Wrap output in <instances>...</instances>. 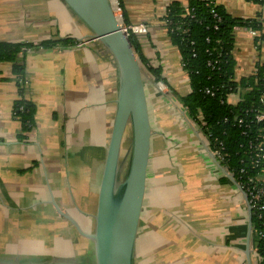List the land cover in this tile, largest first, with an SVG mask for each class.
Segmentation results:
<instances>
[{"label": "crops", "instance_id": "obj_1", "mask_svg": "<svg viewBox=\"0 0 264 264\" xmlns=\"http://www.w3.org/2000/svg\"><path fill=\"white\" fill-rule=\"evenodd\" d=\"M172 1L187 3L119 0L127 23L147 27L146 34L134 37L140 53L149 65L161 68V77L171 89L184 95L190 91L188 76L161 21ZM216 4L233 17L256 20L261 26L258 31L234 28L233 74L239 81L252 75L258 64L264 65V42L258 39L264 35V3L216 0ZM87 33L61 0H0V41L34 46L19 53L16 61L23 69V98L34 107L28 131L22 130L14 113L20 99L14 64L0 62V238L5 215L12 216V222L17 216L18 227L28 229L32 243L28 245L33 246L1 248V262L66 261L82 257L78 251L92 255L90 241L80 237L55 208L74 218L84 231H92L115 112L117 75L107 50L95 40H82ZM64 38L83 44L38 46ZM148 76L152 135L134 264H246L248 220L242 194L228 179L222 180L224 174L208 153L212 151L205 138L174 94L160 92L154 76ZM239 100L240 92L227 96L231 105ZM63 136L72 156L71 163L70 158L66 161V178ZM80 167L86 176L80 174ZM46 223L66 232L62 244L43 240L41 233L39 240V230L49 226ZM70 234L77 237L67 238ZM249 247L254 264L251 239Z\"/></svg>", "mask_w": 264, "mask_h": 264}, {"label": "trees", "instance_id": "obj_2", "mask_svg": "<svg viewBox=\"0 0 264 264\" xmlns=\"http://www.w3.org/2000/svg\"><path fill=\"white\" fill-rule=\"evenodd\" d=\"M264 3V0H248ZM122 20L127 23L122 12ZM184 7L179 1L168 4L163 18L170 22L167 31L170 43L180 54L181 67L188 76L190 91L181 95L166 84L161 77V68L152 67L140 53L134 35L128 36L139 63L146 67L154 81L162 82L184 110L186 117L199 128L211 151L217 150L220 157L216 161L230 173L245 192L259 182L264 170V159L252 164L254 147H264V121L256 122L254 116L264 111L261 97L264 96V65L258 64L254 73L239 81L234 79L235 61L232 55L234 28L246 27L258 31L260 24L252 19H240L228 14L215 1L187 0ZM186 11H189L186 14ZM264 36V35H260ZM260 40V37L258 38ZM73 38L45 40L41 47L75 46ZM34 47L28 43H9L0 41V62H13L14 80L20 99L14 106L23 131L33 125L34 107L23 98V69L16 63L23 48ZM209 63V64H208ZM209 89L213 95L203 90ZM240 92V100L231 105L227 96ZM226 181V176L222 175ZM249 199V197H248ZM251 245L254 264H264V209H251Z\"/></svg>", "mask_w": 264, "mask_h": 264}, {"label": "water", "instance_id": "obj_3", "mask_svg": "<svg viewBox=\"0 0 264 264\" xmlns=\"http://www.w3.org/2000/svg\"><path fill=\"white\" fill-rule=\"evenodd\" d=\"M61 1L87 29L82 40H95L110 54L116 67L117 84L115 112L92 215V231H84L74 218L55 208L80 237L90 241L93 264H134L152 135L143 73L111 0ZM127 132L128 161L121 174V147ZM208 153L215 160L213 153ZM219 168L245 200L248 221L244 254L246 264H252L249 247L251 209L247 195L230 173Z\"/></svg>", "mask_w": 264, "mask_h": 264}, {"label": "rangeland", "instance_id": "obj_4", "mask_svg": "<svg viewBox=\"0 0 264 264\" xmlns=\"http://www.w3.org/2000/svg\"><path fill=\"white\" fill-rule=\"evenodd\" d=\"M262 45H264V44H262ZM164 51L166 52L168 50L164 49ZM142 70H144V73L147 76V77L145 76V79H144L145 91H149L151 89V87H150L151 86V81H149L150 78L148 76L149 74H147L145 69H142ZM156 87L159 89L160 92L165 93V94H170L168 89L164 85L156 84ZM63 138H64V136L62 137L63 143H62V146H61L62 147L61 156L63 157L62 170H63V174H64V176L66 178L67 171H68V165H67L66 161L70 158L69 162L71 163L72 156H71V150H70L69 147L66 148V146H65L66 143H65ZM128 148H129V136H128V132H127V134L124 137V140H123V143H122V147H121V155H120L121 163H122L121 164V174L124 173V171L126 169V166H127L128 152H129ZM85 160H86V158H85ZM80 174L82 176L87 174L86 172L82 171V167H80ZM76 200L79 203L78 199H76ZM13 219H14V222H12V216L9 217L8 215H5V219H3L4 223L1 225L2 226L1 232H2V234H4V236L2 238H0V249L1 248H3V249H5V248H15L17 246L19 248H21V249L22 248H28V247H32V249H33V246H29L28 245V244L31 243L30 242V238L31 237H30V235L28 233V229H25V228L21 227V225L18 227L19 223L16 222L18 220L17 216H15ZM46 221H48V220L45 219V222ZM11 223H13L14 226ZM46 224H49V226L45 225V227L42 230H39V240L41 241V237H40V233H41L43 235V240H46L47 242L50 241L51 244H54V245L62 244V241L64 240L66 232L62 231L60 229V227L58 225H56V224H52V223H46ZM29 232L32 234V230H29ZM69 237H75L76 238L77 236H75L74 234H70L69 236H67V238H69ZM7 238H12V239H10V240L8 239L7 240ZM71 242H73V240ZM73 244H75V243H73ZM30 245H32V243ZM86 253L89 256V251L83 252V255H85ZM78 254H79V256H83V255H80V251H78ZM90 257L92 258V255ZM81 258L82 257H80V258L77 257V258L66 260V261L65 260H61V261L60 260H56V261L57 262H61L60 264H64V263L79 264L78 261H80ZM23 259L21 260L22 262L16 261V263L20 264V263L26 262V259H24V260ZM31 259L32 258H29L28 262ZM1 261H0V264H11V262L6 263L5 261L4 262H1ZM32 261H36V259H32ZM136 264H140L139 261Z\"/></svg>", "mask_w": 264, "mask_h": 264}, {"label": "built area", "instance_id": "obj_5", "mask_svg": "<svg viewBox=\"0 0 264 264\" xmlns=\"http://www.w3.org/2000/svg\"><path fill=\"white\" fill-rule=\"evenodd\" d=\"M207 1H211V2L215 1V3H216V0H207ZM111 3H112V6L114 8V13L119 19L120 27L127 36H130V35L140 36V35H144L147 33V27L145 24H142V23H139V24L124 23V21L122 20V13H121V9H120L119 4H118V0H111ZM181 5L184 7L187 6V4H185V5L181 4ZM166 10H167V7H166L165 12L162 16L161 21H162V25H163L164 29L167 32L168 30L169 31H171V30L169 29L170 22L168 20H165V18H163L164 15L166 14ZM188 13H189V11H186V14H188ZM254 34L257 35V33H255V32H254ZM258 37H260L261 42H264V36H258ZM82 44H83V41L78 42L75 46H80ZM26 49L27 48H23L22 50L24 51ZM140 67H141V71H142L143 75H145L144 70H142V69H145V71L147 72L146 67L142 66L141 64H140ZM147 74H149V73L147 72ZM22 84L24 86V84H25L24 80H22ZM156 84L164 85L162 82H157ZM23 91L25 92V90H23ZM168 91H170V90L168 89ZM203 91L206 94H209L211 96L213 95V93L207 88ZM261 102L264 105V96L261 97ZM254 120L256 122L264 121V111L257 113L254 116ZM254 150H255L254 157L256 158V160H254L252 162V164L257 165L260 159H264V147L261 144H258L254 147ZM212 153H213L215 158L220 157L219 152L217 150L212 151ZM258 183L263 185V187L253 185L252 188H250V189L247 188L245 193L247 195V199L249 197L248 205L250 206V209H255L257 211H261L264 209V182L260 179L259 182H256V184H258ZM252 254L254 255L253 250H252Z\"/></svg>", "mask_w": 264, "mask_h": 264}, {"label": "flooded vegetation", "instance_id": "obj_6", "mask_svg": "<svg viewBox=\"0 0 264 264\" xmlns=\"http://www.w3.org/2000/svg\"><path fill=\"white\" fill-rule=\"evenodd\" d=\"M83 258V259H82ZM82 258L80 259L79 264H93V259L90 257V254L88 256V254L86 253L85 255L82 256ZM19 262H22V261H19ZM8 263V262H6ZM61 262H47V261H32L30 260L28 262V260H26V262H23V263H20V264H60ZM11 264H19V263H16V262H11ZM68 264H73V263H68Z\"/></svg>", "mask_w": 264, "mask_h": 264}]
</instances>
